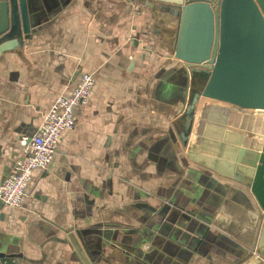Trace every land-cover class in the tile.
<instances>
[{"label": "crops", "instance_id": "1", "mask_svg": "<svg viewBox=\"0 0 264 264\" xmlns=\"http://www.w3.org/2000/svg\"><path fill=\"white\" fill-rule=\"evenodd\" d=\"M32 31L0 43V185L83 72L96 78L22 208L0 200V264H248L264 210L190 160L177 132L189 76L180 17L155 0H29Z\"/></svg>", "mask_w": 264, "mask_h": 264}, {"label": "water", "instance_id": "2", "mask_svg": "<svg viewBox=\"0 0 264 264\" xmlns=\"http://www.w3.org/2000/svg\"><path fill=\"white\" fill-rule=\"evenodd\" d=\"M155 1L180 17L175 57L189 84L177 132L188 158L246 185L264 210V0ZM31 31L29 0H0V43Z\"/></svg>", "mask_w": 264, "mask_h": 264}, {"label": "built area", "instance_id": "3", "mask_svg": "<svg viewBox=\"0 0 264 264\" xmlns=\"http://www.w3.org/2000/svg\"><path fill=\"white\" fill-rule=\"evenodd\" d=\"M96 78L83 72L69 94H61L45 114L32 136L19 140L21 151L13 171L0 185V200L14 208H22L28 195V184L35 170H48L54 163L62 133L77 125L75 108L87 103L93 93ZM253 255L264 260L258 250Z\"/></svg>", "mask_w": 264, "mask_h": 264}]
</instances>
